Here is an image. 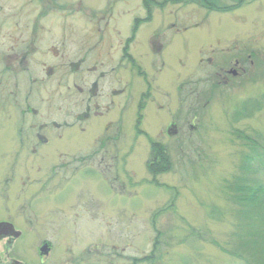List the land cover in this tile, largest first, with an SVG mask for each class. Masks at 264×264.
<instances>
[{
  "label": "rangeland",
  "instance_id": "1",
  "mask_svg": "<svg viewBox=\"0 0 264 264\" xmlns=\"http://www.w3.org/2000/svg\"><path fill=\"white\" fill-rule=\"evenodd\" d=\"M27 1L0 0V66L14 50L7 40L28 33L48 0ZM104 1L89 2L102 7ZM219 1L229 6L234 0ZM111 3L125 26L118 22L121 32L101 28V38L113 46L107 47L112 59H97L104 71H97V117L67 118L82 130L76 125L63 133L61 125L49 124L39 130L48 142L21 143L14 125L23 117L20 109L0 98V218L12 217L22 232L11 255L24 264H244L230 253L239 205L228 185L244 190L245 182L264 181L258 160L264 149V0H242L223 12L172 1L153 9V20L138 28L130 48L139 71L121 59V46L129 10L143 16L142 1ZM50 15L55 37L37 33L43 42L36 44V56L56 66L59 60L65 69L60 55L50 56L63 47L62 17ZM173 20L182 25L171 26ZM40 67L32 80L24 73L10 77L21 84L24 97L17 102L34 107L26 121L32 115L61 119L72 83L92 78L60 74V68L43 74ZM73 105L70 112L84 107ZM96 137L97 176L92 161L77 159L93 149ZM63 143L71 161L64 185L61 170L48 175L36 163L41 156L51 161ZM153 143L169 160L163 171H149L155 164L150 160H159L151 155ZM251 162H257L256 171L249 170ZM43 242L51 253L41 260Z\"/></svg>",
  "mask_w": 264,
  "mask_h": 264
},
{
  "label": "flooded vegetation",
  "instance_id": "2",
  "mask_svg": "<svg viewBox=\"0 0 264 264\" xmlns=\"http://www.w3.org/2000/svg\"><path fill=\"white\" fill-rule=\"evenodd\" d=\"M49 1V2H48ZM44 5L42 1L40 5L39 15L33 27H31L28 33H24L20 36L12 38L11 40H7V45L14 50L8 54V57L4 59L3 64H1L2 68H0V98H2L3 102L7 103L10 99H12L16 106L20 109L22 114V118L16 120L11 125L18 126V135L20 136V142L23 143L25 140L32 142L33 139H38L43 143L48 142V138L44 136L45 133L39 132L42 127H46L49 124L54 126H62V132H69V129L78 125V128L82 130L79 126V122L72 121L69 122L67 118L75 117L76 120L88 118L90 115L93 117H97V59H112V56L108 54L107 47L113 46V43L107 42L105 39H102L100 32L101 28L107 27H115V30H118V22L120 25L125 26V20L123 22V18L117 20L115 18L116 14L113 13V4L111 0H105L104 5L102 7L94 6L90 4L89 1H98L99 0H48ZM75 2V7H72V2ZM78 1V3H77ZM86 1V2H85ZM143 16L138 15L134 10L131 11V20L130 18L127 22L130 24L126 26L129 29V34L124 37V43L121 46V59L126 60L130 63V65L139 71V66L136 65V61L133 58L132 52H130V48L133 50L134 44L138 41L136 39V32L138 28L142 25H148L153 20V9L160 8L165 3L171 0H141ZM146 3L150 4H144ZM106 2V4H105ZM89 3V4H86ZM25 4H29L27 0H25ZM33 4V1H32ZM97 5V2L95 3ZM93 6V7H91ZM54 13H58L60 17H62L59 24H61L63 39L62 46L60 47V53L55 55H50L53 57H62L67 63L65 64V69H61L59 66V60L57 66L51 62L45 63L41 60L40 57L36 56L38 51H36V44L42 43L43 40L41 36L37 37V33L42 35V33H46L49 35V38L55 37L52 32V26L54 24L53 20L51 21L50 16H53ZM122 13V12H120ZM119 13V14H120ZM123 14H126V11H123ZM19 15V14H18ZM43 18V21L40 20ZM80 20H77V19ZM71 19V20H70ZM76 20V21H75ZM130 20V22H129ZM181 21L173 20L170 22L171 26H176L177 24L182 25ZM33 24V23H32ZM37 26V27H36ZM20 29L22 28L19 25ZM39 28V29H38ZM142 29V28H141ZM120 30V29H119ZM140 31V30H139ZM121 32V30H120ZM138 36V35H137ZM64 40V41H63ZM135 41V43H133ZM5 45V44H4ZM14 46V47H13ZM34 52L35 56L34 57ZM3 60V59H2ZM47 60V59H46ZM38 61L44 63L43 69L40 66H37ZM103 62V61H101ZM104 63V62H103ZM24 65H27L26 67ZM0 66V67H1ZM35 67H40L42 70L41 73H53L54 70L60 68V74H68L70 76L80 78L90 77L91 81H83L82 85H77L76 83H72L73 88H70V92L72 93L71 97H63V105L64 106V114H62V118H34V114L32 110L34 107L25 100L23 103L17 102V97L20 96L21 100L23 99L21 84H18V81L15 79L12 81L10 79L11 76H17L18 74H23L29 76V80L33 75V72L37 71ZM63 70V71H62ZM101 71V72H100ZM100 73H104V71L100 70ZM38 72V71H37ZM141 73V72H140ZM59 74V76H60ZM15 78V77H14ZM28 78L24 80L28 90L26 91V95L31 94V85L29 84ZM32 80V79H31ZM91 83L90 86L87 85ZM87 85V86H86ZM74 88L79 91V93H75ZM25 92V91H24ZM85 92V93H83ZM85 94V96H84ZM12 95L13 97H10ZM8 96V100L7 99ZM16 99V100H15ZM27 99V98H26ZM143 99V98H142ZM77 102L80 106L82 103L84 107L80 110V107L76 109V111L70 112V109L67 107L68 105H73V103ZM81 102V103H80ZM24 105V109L22 107ZM74 106V105H73ZM51 109V108H50ZM33 113L31 118H25L26 113ZM35 112V111H34ZM93 114H92V113ZM30 120V121H28ZM50 122V123H49ZM37 127V128H35ZM53 128V127H52ZM38 129V130H37ZM54 137L58 138L60 136L59 133L54 129ZM36 143V142H34ZM38 144V143H37ZM93 149L89 151L82 150L79 154V159L82 162H93L94 173L97 176V137L93 139ZM63 148L61 150H54L52 153L51 161L48 159L39 158L36 163L38 168L42 169L41 171L47 172L48 175L51 173H56L58 170H61V178L62 184L64 185L67 181H69V173H70V155L69 148H65V143H63ZM54 148V147H53ZM56 149V148H54ZM35 151V150H33ZM32 151V152H33ZM34 153V152H33ZM32 153V154H33ZM28 156L30 154L26 153ZM40 156V155H39ZM76 160V159H75ZM30 162L29 167H34V163L32 159L25 160V162ZM78 161V160H77ZM79 162V161H78ZM74 167V166H73ZM16 231H19V234L16 235ZM21 230L15 227V224L12 220V217H2L0 218V240H2V255H0V264H24L21 260L17 259L15 255H11V252L14 248V245L17 239L22 235ZM4 239V240H3ZM46 245L48 248V252L46 254H42L39 252V247L42 245ZM40 246H38V256L42 260L44 256L47 258L51 253V246L49 243L43 242ZM42 262V261H41Z\"/></svg>",
  "mask_w": 264,
  "mask_h": 264
},
{
  "label": "trees",
  "instance_id": "3",
  "mask_svg": "<svg viewBox=\"0 0 264 264\" xmlns=\"http://www.w3.org/2000/svg\"><path fill=\"white\" fill-rule=\"evenodd\" d=\"M172 2H189V3H199L201 6L215 11H228L233 10L235 7L240 6L242 0H234L231 5L225 6L220 3L219 0H171ZM145 2V1H144ZM154 153H151L152 156H158L159 160L154 159L150 160L153 165V169L149 168V171L156 172L155 169L159 171L162 168L167 169L169 166V160L166 158V153L163 151L160 152V149H157L155 143L152 144ZM261 154L258 155V160L263 161L260 164V167H264V149ZM250 160V159H249ZM248 162V159H247ZM254 165V166H253ZM258 168V164L251 162L249 170L252 172ZM259 170H264L260 168ZM250 179V176L247 177ZM234 183V182H233ZM236 183V182H235ZM241 184H243L241 182ZM240 184V186H241ZM245 189L242 190L238 188L237 183L228 185L230 189L229 196L231 201L238 204L236 207L235 219L237 221L236 230L232 236V248L230 250L231 256L236 259L243 261L244 264H264V181L258 178V180H250L245 182ZM156 233H158L156 231ZM157 239H155L154 245L157 246ZM154 246V247H155ZM156 248V247H155ZM153 253V251H152ZM151 254L145 258H141L139 261L144 259H150ZM145 260V261H146Z\"/></svg>",
  "mask_w": 264,
  "mask_h": 264
},
{
  "label": "water",
  "instance_id": "4",
  "mask_svg": "<svg viewBox=\"0 0 264 264\" xmlns=\"http://www.w3.org/2000/svg\"><path fill=\"white\" fill-rule=\"evenodd\" d=\"M15 233H16V235H18L19 231H16ZM40 250H41L42 253H46L47 252L46 246L41 247Z\"/></svg>",
  "mask_w": 264,
  "mask_h": 264
}]
</instances>
